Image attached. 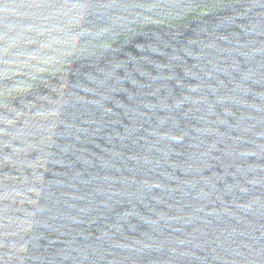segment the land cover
Returning a JSON list of instances; mask_svg holds the SVG:
<instances>
[{
  "label": "water",
  "instance_id": "obj_1",
  "mask_svg": "<svg viewBox=\"0 0 264 264\" xmlns=\"http://www.w3.org/2000/svg\"><path fill=\"white\" fill-rule=\"evenodd\" d=\"M0 264H264V0H0Z\"/></svg>",
  "mask_w": 264,
  "mask_h": 264
}]
</instances>
